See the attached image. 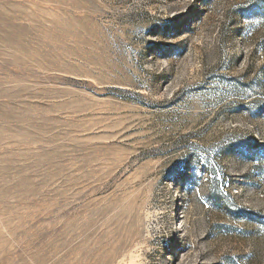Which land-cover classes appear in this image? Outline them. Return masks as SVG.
<instances>
[{
	"label": "rangeland",
	"instance_id": "obj_1",
	"mask_svg": "<svg viewBox=\"0 0 264 264\" xmlns=\"http://www.w3.org/2000/svg\"><path fill=\"white\" fill-rule=\"evenodd\" d=\"M0 264H264V0H0Z\"/></svg>",
	"mask_w": 264,
	"mask_h": 264
}]
</instances>
